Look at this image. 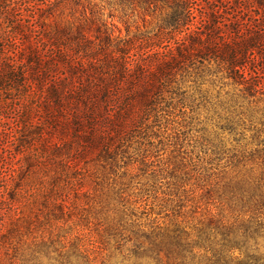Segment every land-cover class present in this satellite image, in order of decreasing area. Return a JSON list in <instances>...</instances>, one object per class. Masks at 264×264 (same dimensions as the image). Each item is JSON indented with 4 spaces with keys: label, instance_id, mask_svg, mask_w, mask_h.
I'll return each instance as SVG.
<instances>
[{
    "label": "trees",
    "instance_id": "16d2710c",
    "mask_svg": "<svg viewBox=\"0 0 264 264\" xmlns=\"http://www.w3.org/2000/svg\"><path fill=\"white\" fill-rule=\"evenodd\" d=\"M134 16L151 30L131 34L127 25L122 34L114 19ZM216 82L234 87L232 101L264 98V0H0V145L25 158L37 141L45 155L27 156V168L42 161L49 176L47 233L35 234L30 221L21 231L15 218L0 233L3 264H105L103 240L70 224L68 198L86 166L106 173L134 137ZM14 192L0 198V224ZM240 200L264 205V190L249 185ZM220 230L242 238L239 255L229 254L231 237L217 243ZM144 236L159 262L164 252L172 264H264L255 216L238 229L174 223Z\"/></svg>",
    "mask_w": 264,
    "mask_h": 264
},
{
    "label": "rangeland",
    "instance_id": "374dc122",
    "mask_svg": "<svg viewBox=\"0 0 264 264\" xmlns=\"http://www.w3.org/2000/svg\"><path fill=\"white\" fill-rule=\"evenodd\" d=\"M114 21L122 34H126L127 25L131 34L137 31L136 26L143 32L151 30L141 16L127 23L118 17ZM222 82L209 85L211 91L205 97L195 93L193 101L165 114L159 123H151L106 173L98 177L92 174V165L86 166L79 192L68 198V204H73L70 224L80 223V229L92 239L103 240L105 264H172L164 252L162 262L152 258L151 240L144 235L157 227L180 223L188 230L202 224L210 232L221 226L238 229L253 216L264 224V205L240 200L249 185L260 184L264 190V98L232 101L234 87ZM16 114L9 112L12 124ZM6 147L8 152L0 145V172L4 175L0 198L14 188L15 199L10 215L2 216L0 233L18 217L23 218L19 221L21 231L30 221L35 234L47 233V225L40 223L48 211L45 194L49 176L42 161L28 170L25 159L41 157L38 142L27 148L25 158ZM6 209L2 207L0 213ZM228 230H220L224 234H217V243L231 237L230 244L236 248L229 254L237 256L242 238L227 236ZM257 242L264 252V237H258ZM6 256L0 247V264ZM40 261L56 264L47 257Z\"/></svg>",
    "mask_w": 264,
    "mask_h": 264
}]
</instances>
